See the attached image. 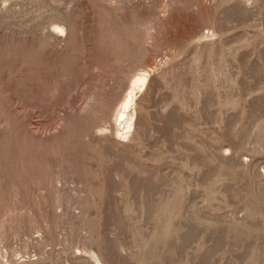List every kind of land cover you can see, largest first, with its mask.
<instances>
[{
  "label": "rangeland",
  "instance_id": "rangeland-1",
  "mask_svg": "<svg viewBox=\"0 0 264 264\" xmlns=\"http://www.w3.org/2000/svg\"><path fill=\"white\" fill-rule=\"evenodd\" d=\"M0 264H264V0H0Z\"/></svg>",
  "mask_w": 264,
  "mask_h": 264
},
{
  "label": "bare ground",
  "instance_id": "bare-ground-1",
  "mask_svg": "<svg viewBox=\"0 0 264 264\" xmlns=\"http://www.w3.org/2000/svg\"><path fill=\"white\" fill-rule=\"evenodd\" d=\"M146 79H147V75L146 74H142L140 76H138L135 81H134V84L135 85H139L140 87L143 86V84L146 82ZM134 89L129 93V95L127 96L124 104H123V109H122V112L120 114V123L119 124H123V123H126L128 128L131 126L130 124V121L132 118L129 117V107L131 106V104L134 102ZM132 107V106H131ZM126 126V127H127ZM124 127V128H126ZM123 128V126H122Z\"/></svg>",
  "mask_w": 264,
  "mask_h": 264
}]
</instances>
